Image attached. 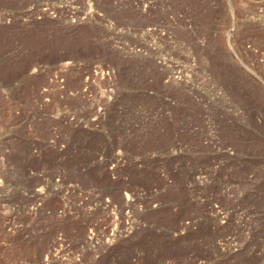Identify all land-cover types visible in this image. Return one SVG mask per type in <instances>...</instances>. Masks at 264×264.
Returning <instances> with one entry per match:
<instances>
[{"label":"rangeland","instance_id":"1","mask_svg":"<svg viewBox=\"0 0 264 264\" xmlns=\"http://www.w3.org/2000/svg\"><path fill=\"white\" fill-rule=\"evenodd\" d=\"M0 264H264V0H0Z\"/></svg>","mask_w":264,"mask_h":264}]
</instances>
